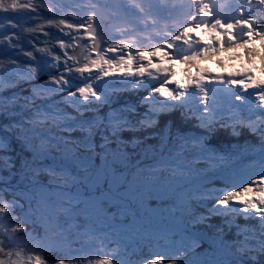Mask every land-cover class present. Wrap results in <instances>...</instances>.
<instances>
[{"label": "rangeland", "instance_id": "374dc122", "mask_svg": "<svg viewBox=\"0 0 264 264\" xmlns=\"http://www.w3.org/2000/svg\"><path fill=\"white\" fill-rule=\"evenodd\" d=\"M258 78L261 80L264 76ZM42 135L48 134L46 132L37 137ZM15 138L17 144L20 141L27 150L33 152L28 137L25 136L23 141ZM54 139L55 137H50L48 146L57 149L52 145ZM39 142L41 141H37ZM62 157L64 161L68 160V172H65L63 178L59 179L53 164L47 165V172L55 178L56 185L53 190L47 193L46 186L38 185L33 188L36 198L26 197L23 205L7 201L5 205L8 203L9 211L2 218V224L11 223L13 226L22 216L24 224L30 225V228L21 232L26 234L30 249L39 251L45 248L58 255L69 254L71 258L67 264H97L105 261L107 256L115 255L116 258L111 260L119 264H152L160 243L165 239L172 241L171 235L176 225L173 218L183 216L190 193L175 188L165 192L163 187L172 186L174 183L167 178L162 181L153 167L146 172V177L140 170L134 179L127 177L123 180L121 173L114 171L120 167L111 165L105 158L106 166L101 169V173L93 174L82 173L86 170L81 166H74L80 159L81 162H86V159L100 160L97 157L70 153H64ZM114 161L120 164L124 162L122 158ZM104 180L106 182L103 183ZM229 180L232 182L231 176ZM144 197L156 202L150 204L141 199ZM94 222L96 224L92 225ZM189 227L185 225L184 232L191 239L192 235L186 230ZM85 245L90 248L80 259V255H74L72 249L77 246L76 249L80 252ZM169 248L172 251L180 249L173 245ZM93 249L101 250L102 254ZM12 259H17V256ZM28 260L33 262L35 257ZM20 263L25 264L23 257ZM212 264L221 263L213 260Z\"/></svg>", "mask_w": 264, "mask_h": 264}, {"label": "trees", "instance_id": "16d2710c", "mask_svg": "<svg viewBox=\"0 0 264 264\" xmlns=\"http://www.w3.org/2000/svg\"><path fill=\"white\" fill-rule=\"evenodd\" d=\"M254 46L264 51L259 43ZM255 59L260 60L259 56L255 57ZM75 133H77L75 130L69 135L68 133H60V135L62 134L60 138L63 141H74L76 139ZM15 135L17 136V132L12 131L9 125L6 127L0 120V158L2 162L0 163V169L12 173L11 177H9V175L0 172V206L7 201L23 205L26 197L36 198L34 186H46L48 193L56 185L55 178L46 170L39 173L30 172V163L32 161L27 158L25 145L20 141H18V144L16 143ZM223 135L230 137L226 132H223ZM249 138L250 140L248 141ZM17 139H19L18 136ZM216 140L212 139L209 142V152L204 155L201 152L198 154L197 150H194L192 143H187L191 151L179 153L178 150L183 144L181 140L170 139L169 143L165 144L162 137H156L151 140L153 144H156L157 151H140L141 156L129 154L132 162H128L125 165L126 169L124 172H126V176L130 173L134 174L138 170L137 166L139 165L145 170L151 167L155 169L159 163L164 162L165 159L163 157L168 152L175 158L173 151L178 156H176L177 161L172 164L173 167L176 168L181 163L194 169L191 173L192 178L188 180L189 183L185 184L183 188V190L190 193L187 210L183 212V216H188V210L190 209L193 210V213L200 215L193 218V225L186 229L192 237L191 239L187 238L184 227L175 226L174 233L171 235V237L173 236L172 241L165 239L160 243L159 251L156 253L152 264H155L157 258L160 259L161 264H212L213 260H219L221 264H256L250 263L252 261L243 263L234 258L237 255L233 253V256L230 248H225L220 236L214 233L213 220L217 221L214 212L229 202H234L241 206L242 200L245 202L250 197L261 198L264 196V176L259 170L264 164V139H261L258 135L246 132L242 136L233 137L221 143L218 142V139ZM96 144H99V142L96 141ZM246 144L252 145V150H245ZM57 147L64 148V144H57ZM50 148L57 154V160L53 161V167L57 169V172L61 171L63 169L62 159L60 158L61 152L53 147ZM162 148L166 149L160 150ZM183 156L190 157L182 158ZM253 157L256 158L255 162H252L251 158ZM47 160H52V158L47 155ZM228 162H233L232 166L238 167V169L232 168L229 171L230 175H236V177L231 176L232 182L229 180V175L224 173ZM158 171L159 169L157 173ZM200 173L205 176L202 178L203 183L202 179L196 175ZM29 191L32 192V195ZM223 192H227V196L217 197L218 194ZM142 199L150 204L156 202V200L146 199L145 197ZM47 204L50 203L47 202ZM238 211H240V208ZM15 227L18 228V225L15 224ZM170 245L180 247V249L172 251L169 248ZM76 247H73L72 251L74 255H80V259L87 254L90 248L89 245H85L79 252ZM54 254H56L55 251L47 249V262L57 264L60 261H64L65 264L71 258L69 254L65 256Z\"/></svg>", "mask_w": 264, "mask_h": 264}, {"label": "snow or ice", "instance_id": "6c2138e0", "mask_svg": "<svg viewBox=\"0 0 264 264\" xmlns=\"http://www.w3.org/2000/svg\"><path fill=\"white\" fill-rule=\"evenodd\" d=\"M198 12L203 17H208L211 9L209 4L203 3L202 0H195ZM248 4L251 5L253 0H247ZM256 3L264 7V0H256ZM51 11V9L49 10ZM241 18L236 19L231 22H222L220 19L212 18L208 22L203 24L195 23L198 19L196 15L191 17L192 23L183 29L180 35H173L172 40L179 41L182 37H188L191 39V33L194 29L200 28L203 30L211 29V32L214 34H210L211 43H204L198 50L191 52V54L181 55L173 57L169 54V52L162 51L161 48L156 47L151 50H146L143 53L137 52L135 57L129 53V55L125 57H121V62L117 63L114 60L103 59L101 61H97L95 59L91 60V66L89 64H85L83 67H79L76 71L80 74L88 73L91 71V67H97L100 71L103 72L104 75H109V70L112 69H124L122 75L127 76H136L139 78L148 76H154L155 74L164 73V76L167 77L165 81L156 88V91L159 95L163 97H172L173 96V88H170L169 85H173L174 89L180 90L181 95L190 89L197 88L200 90L204 97H207L208 93L206 91L205 85L207 83H211L213 79L218 80L220 83L225 82L224 76L219 77H209L207 74V70L199 67L198 62L206 61L212 57H218L222 53H235V55L231 56V59H236L239 56V50L243 49L245 56L248 59L249 63H252L253 59L259 56L262 64H264V51L255 48V43L259 41L261 49H264V27L260 26L264 24V18H260V24H258V18L251 15V8L248 9V14H245V10L241 8ZM95 20V15H90L88 17V21ZM48 23L53 24L52 20H49ZM59 25H64L68 29H76L78 31H83L89 40L94 41L96 36L93 33L92 24L89 23L87 25L80 24L74 25L72 23H67L65 20L61 19L59 21ZM239 29V32L234 31ZM30 31H35V29H30ZM12 37L9 38L11 41ZM188 39H185L184 43H188ZM3 41H0L2 43ZM61 49H64L65 43L61 40L59 44ZM95 47V45H93ZM123 49H130V45L128 43H124L122 45ZM166 49H172L173 45L170 42H165ZM108 51L112 52L115 49L109 48ZM27 56L32 57L33 53L31 51L26 53ZM161 57L163 59L172 61V63H182L185 65V78L183 81L180 79H176V72L170 63L167 67L161 66ZM138 58L140 63L136 64L135 59ZM69 59H71L69 57ZM56 61L60 60V56L57 55L55 57ZM13 63H15L13 61ZM217 63H222L221 60L217 59ZM107 66V69L104 67ZM0 67H3V62L0 61ZM69 70L71 69V65H69ZM195 68V74H192L190 69ZM31 73L33 76L37 74V68H31ZM254 74L252 72H243V73H235L228 74L227 83L231 86L232 89H239L243 92H248L249 90H256L254 92V98L256 104L264 109V79L255 80ZM158 76L156 77V79ZM60 77L55 79L53 82L60 83ZM80 94L87 98L88 95L95 96L96 93L93 91L92 87L81 88ZM33 95L37 96L39 93L37 90H33ZM234 99L236 101H242V96L235 95ZM6 107L10 108L17 101L15 98H0V112L5 110ZM260 182V181H257ZM261 207H257L256 204L251 205V210L259 217L264 218V200L261 201ZM6 247L0 246V264H20L19 253H13L10 251H6ZM13 256H17V259H12ZM31 259V258H27ZM35 264H44V261L40 256H35ZM59 264H64V261H60ZM155 264H161L159 258H157Z\"/></svg>", "mask_w": 264, "mask_h": 264}, {"label": "bare ground", "instance_id": "6f19581e", "mask_svg": "<svg viewBox=\"0 0 264 264\" xmlns=\"http://www.w3.org/2000/svg\"><path fill=\"white\" fill-rule=\"evenodd\" d=\"M101 22H102V26H101L102 29H103L104 26H106V27L109 26V23H108L107 20H102ZM79 138L85 139V135H84V134H81V135L79 136ZM94 141H95V143H96V140H94ZM59 179H60V177H59ZM90 224H91V223H90ZM95 224H96V222H94L92 225H95Z\"/></svg>", "mask_w": 264, "mask_h": 264}]
</instances>
